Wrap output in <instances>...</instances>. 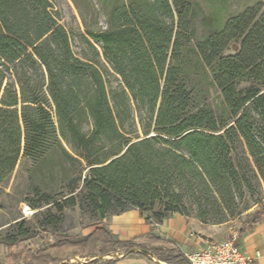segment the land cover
Instances as JSON below:
<instances>
[{
	"label": "trees",
	"instance_id": "16d2710c",
	"mask_svg": "<svg viewBox=\"0 0 264 264\" xmlns=\"http://www.w3.org/2000/svg\"><path fill=\"white\" fill-rule=\"evenodd\" d=\"M96 1L105 28L75 32L52 0H0V192L28 161L29 207L97 219L82 238L0 264H113L100 258L135 247L185 264L174 240H120L102 219L136 209L158 225L193 210L222 223L249 207L240 201L254 180L264 184V5L224 15L201 0Z\"/></svg>",
	"mask_w": 264,
	"mask_h": 264
},
{
	"label": "rangeland",
	"instance_id": "374dc122",
	"mask_svg": "<svg viewBox=\"0 0 264 264\" xmlns=\"http://www.w3.org/2000/svg\"><path fill=\"white\" fill-rule=\"evenodd\" d=\"M258 2L264 5V0H201L202 7L206 10L208 5H213V7H220L224 15L241 11L248 5ZM52 3L59 22L74 29L75 32L81 31L85 27L105 28L106 26V15L96 0H52ZM82 125L85 131L91 129V125L87 122ZM64 145L67 150L72 151L69 144ZM28 167V161L18 163L0 192V261H3L8 253L28 247L36 249L46 241L52 242V239L56 237L82 238L95 228L97 219L85 212L82 213L77 207H68L60 212L49 205H42L37 209L29 207L30 212L24 215L22 210L28 205L24 202ZM53 179L52 176H48L46 179L52 187H54L51 181ZM245 201L249 207L240 215L230 217L226 222L209 224L219 226L223 239L228 238L232 233L246 230L254 212L261 211L262 217H264V184L262 181L254 180L252 187L245 190L240 202L242 204ZM194 215L195 211L192 210L188 217H194ZM18 224L25 225L24 227L28 230L26 234L19 229ZM101 224L114 232L118 238L140 234L147 227L150 228V232H154L158 228L151 218H146L145 215H141L137 211L109 215L102 219ZM141 242L147 244L146 241H138V243ZM140 253L141 251L137 249L127 254L123 250H117L111 255L101 257L100 260L117 258L116 264H160L157 255L152 252L145 256ZM84 261L85 259L78 256L70 258V263L73 264H83Z\"/></svg>",
	"mask_w": 264,
	"mask_h": 264
},
{
	"label": "crops",
	"instance_id": "0c3cea01",
	"mask_svg": "<svg viewBox=\"0 0 264 264\" xmlns=\"http://www.w3.org/2000/svg\"><path fill=\"white\" fill-rule=\"evenodd\" d=\"M128 211H137L139 213L136 209ZM262 218V221L255 223L246 230H242L239 236L241 247L251 257V261L254 264H264V217ZM149 232L150 228L147 227L140 234L137 233L128 237L121 236L119 239L127 241ZM154 232H157L161 237L174 240L182 254L197 249L205 239L225 240L222 237L223 234L219 226L204 224L194 217L182 216L178 213H173L164 219L162 223L158 224V228ZM123 235L126 234L123 233ZM143 255L145 256V254ZM113 259H115L113 264H116L117 258ZM158 261L160 264H166L163 261L161 262V260ZM185 264H187V261Z\"/></svg>",
	"mask_w": 264,
	"mask_h": 264
},
{
	"label": "built area",
	"instance_id": "2783aa9c",
	"mask_svg": "<svg viewBox=\"0 0 264 264\" xmlns=\"http://www.w3.org/2000/svg\"><path fill=\"white\" fill-rule=\"evenodd\" d=\"M22 212L24 215L30 212L26 205ZM239 233H232L225 240L202 241L200 246L184 252L187 264H247L252 262L251 257L243 250L239 243Z\"/></svg>",
	"mask_w": 264,
	"mask_h": 264
},
{
	"label": "water",
	"instance_id": "95a60500",
	"mask_svg": "<svg viewBox=\"0 0 264 264\" xmlns=\"http://www.w3.org/2000/svg\"><path fill=\"white\" fill-rule=\"evenodd\" d=\"M152 135H153V134H150L149 136H152ZM134 249H137V250H139V251H141V252H144L145 254H150V253H151L150 251L145 250V249H143V248L139 249V248L135 247V248H133V251H134Z\"/></svg>",
	"mask_w": 264,
	"mask_h": 264
}]
</instances>
